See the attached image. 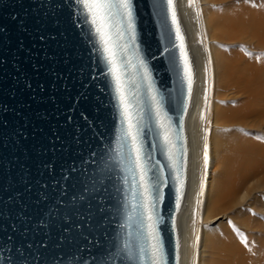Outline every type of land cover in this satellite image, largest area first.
Returning <instances> with one entry per match:
<instances>
[{
  "label": "water",
  "instance_id": "1",
  "mask_svg": "<svg viewBox=\"0 0 264 264\" xmlns=\"http://www.w3.org/2000/svg\"><path fill=\"white\" fill-rule=\"evenodd\" d=\"M133 4L152 90L142 69L127 68L126 81L135 80L127 85L135 96L129 106L134 121L143 117L147 176L164 166L158 229L168 264H175L176 182L168 176L150 96L161 99L167 117L161 118L186 151L191 99L161 55L166 41L153 0ZM96 39L76 0H0V264H136L112 246L113 240L135 245L146 221L132 207L140 199L132 143L121 147L120 106Z\"/></svg>",
  "mask_w": 264,
  "mask_h": 264
},
{
  "label": "bare ground",
  "instance_id": "2",
  "mask_svg": "<svg viewBox=\"0 0 264 264\" xmlns=\"http://www.w3.org/2000/svg\"><path fill=\"white\" fill-rule=\"evenodd\" d=\"M206 1L210 16L204 23L222 45L220 56L212 58L198 43L200 27L186 0H175L194 73L185 116L186 184L176 217L179 264H195L192 219L199 208L212 221L227 216L206 239L210 264H264V55L249 59L243 50L244 44L264 50V9L243 0ZM217 80L224 102L214 116L217 127L207 165L212 161L214 172L205 190L200 183L206 177L203 157L209 133L202 137L201 121L208 106L211 109ZM245 237L248 247L242 242Z\"/></svg>",
  "mask_w": 264,
  "mask_h": 264
},
{
  "label": "snow or ice",
  "instance_id": "3",
  "mask_svg": "<svg viewBox=\"0 0 264 264\" xmlns=\"http://www.w3.org/2000/svg\"><path fill=\"white\" fill-rule=\"evenodd\" d=\"M76 2L82 10L84 23L91 26L92 34L97 38L96 43L99 45V52L103 57V61L107 64V75L112 78L115 99L120 106L121 147L124 146L123 142L131 141L133 157L130 159L131 163L135 165L136 173L139 176L138 194L140 199L139 203L133 204L132 207L133 210L137 207L142 209L141 215L146 221L142 225L141 237L138 238L135 245L127 240L122 243L113 240L112 246L118 248L119 252L127 259L134 260L136 264H168L165 244L158 229V225L162 220L157 215L158 205L164 200L162 188L167 186V178L164 166L157 167L151 178L147 176L148 169H146L144 163L143 144L140 142V122L143 117L134 121V114L129 106L135 96L128 95L127 85L129 83L135 84V80L126 81L125 79L127 68L138 67L143 70L140 78L147 82L149 90H152V78L148 71V65L139 55L133 0H76ZM194 3L195 0H189L188 6L192 7ZM153 8L156 15L160 17L161 36L166 41L161 55H168L180 83L187 88V98L191 99L194 83L193 68L184 43L180 21L177 17L175 0H153ZM177 52H179V57L176 56ZM133 61H135V64ZM150 100L156 113L157 127L161 129L162 151L169 160L167 167L170 172L168 176L176 182L174 208L178 212L184 199L187 151L184 148H177L171 133V123H164V119L167 117L163 111L161 99H158L156 95H151ZM182 107L186 111L187 103H182ZM177 139H181V137H177ZM153 147L155 148V145ZM178 151L182 152L181 156H177ZM118 154L122 159L123 154ZM203 159L205 168H207L209 159L207 144L204 147ZM156 164L159 165V161ZM200 187L201 189L205 187L203 181H201ZM136 195L137 193L134 192L133 199L136 198ZM172 228L175 231V218L172 220ZM237 233L239 234L238 230ZM64 239L67 240L68 238ZM70 242L75 243V238H71ZM242 242L245 247H248L246 237ZM41 244L43 245L44 242H41ZM249 250L251 249L249 248ZM173 251L175 264H179L180 242L178 236L174 242Z\"/></svg>",
  "mask_w": 264,
  "mask_h": 264
},
{
  "label": "rangeland",
  "instance_id": "4",
  "mask_svg": "<svg viewBox=\"0 0 264 264\" xmlns=\"http://www.w3.org/2000/svg\"><path fill=\"white\" fill-rule=\"evenodd\" d=\"M237 1L239 2L240 0H236V2ZM243 1L246 2L248 5L249 4L252 5L253 7L258 8V7L262 6V8L264 9V0H243ZM186 3L189 5V0H186ZM190 13L194 16V19L197 20L198 26L200 27L198 32H197V35H198V43L200 44L202 50L204 52H207V53L210 52L211 58L216 56V55L220 56L219 52L222 49V45L220 44L219 40H217V38H214V35H211V33H212L211 31H210L211 33H209L210 29H209L208 25L206 23H204L205 20L208 21L209 16H210V3L206 0H195V3L193 4V6L190 7ZM199 23H201V24H199ZM204 25H206V26H204ZM201 28L204 30H202ZM205 28H207V29H205ZM251 47L252 46L249 44H244V46H243V50L246 53L248 58L249 57L253 58V57L264 55V50H261L260 48L255 49L253 47H252L253 48V50H252ZM218 82H219L218 80H217V83L214 82L215 86H214V89L212 91V95L210 96V99L212 98V100H213V102L211 104V109L208 106L206 113L202 117L203 121H201V123H202L201 125L203 126V127L201 126L202 131H203L202 137L205 135V132L209 133V140L207 143L209 155H211V152L213 151V145L211 144V139H212V135L214 133V130L217 127V126L215 127V125H217V124L215 123V117L214 116H215L217 108L221 107L223 105V102H224V101H222V100H224V97L220 93L221 87H220ZM209 112H211L210 117H208ZM213 165L214 164L211 161V163L209 164V166H207V168L203 167L204 170L206 169V175H205L206 177H205V181H204V182H206V183H204L205 188H206V189L204 188L205 190H209V188L211 187L210 184L212 183V180H213L212 173L214 172ZM199 209L196 211V213L194 215L195 216L194 219H192L194 231L196 234L195 264H210L209 253H208L207 247H206V239L209 237V235H211L212 233H214L215 231H217L219 229L220 224L222 222H225V220L227 219L226 218L227 216H224L221 218L219 217L216 220L212 221V220H210V218L206 219L205 216L201 214V211H199ZM263 214H264V211H263ZM262 221L264 222V217H263Z\"/></svg>",
  "mask_w": 264,
  "mask_h": 264
}]
</instances>
